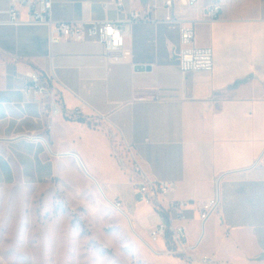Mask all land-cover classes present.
Instances as JSON below:
<instances>
[{
    "label": "crops",
    "instance_id": "crops-1",
    "mask_svg": "<svg viewBox=\"0 0 264 264\" xmlns=\"http://www.w3.org/2000/svg\"><path fill=\"white\" fill-rule=\"evenodd\" d=\"M52 1L56 21L127 20L131 10L154 6L152 18L170 17L165 0H122L123 13L116 0ZM211 4L178 9L187 20L180 25L134 24L119 62L96 42L53 44L47 26L0 24V181L53 174L55 162L78 160L125 204L132 192L127 218L152 229L159 216L138 202L113 158V136L132 146L151 178L174 182L172 200L191 202L186 226L198 254L264 264V0H220L219 19L207 22ZM9 7L0 0V20ZM193 22L198 45L213 50L212 72L179 69L180 29ZM145 66L151 70L137 69ZM30 72L55 78L61 115L25 96ZM217 195L216 212L202 224L198 204ZM156 247L163 252L165 244Z\"/></svg>",
    "mask_w": 264,
    "mask_h": 264
},
{
    "label": "rangeland",
    "instance_id": "rangeland-1",
    "mask_svg": "<svg viewBox=\"0 0 264 264\" xmlns=\"http://www.w3.org/2000/svg\"><path fill=\"white\" fill-rule=\"evenodd\" d=\"M111 140L113 158L124 169L119 160L127 157L124 145L113 136ZM55 164L53 174L46 169L38 177L28 172L18 174L14 183L0 181V264H183L150 244L152 226L114 208L120 201L131 216L132 192L125 204L122 196L110 195L106 186L90 179L80 161Z\"/></svg>",
    "mask_w": 264,
    "mask_h": 264
},
{
    "label": "built area",
    "instance_id": "built-area-1",
    "mask_svg": "<svg viewBox=\"0 0 264 264\" xmlns=\"http://www.w3.org/2000/svg\"><path fill=\"white\" fill-rule=\"evenodd\" d=\"M200 1L165 0L164 7L170 11V17L162 21L151 16L152 10L156 9L155 6L149 7L148 10L143 12L131 10L127 20L56 21L53 18L52 0H10V7L6 12L7 18L6 20H0V24L15 27L21 25L47 26L51 43H58L62 40L79 43L96 42L105 48L107 56L113 61L119 62L125 50L126 37L134 24L167 23L172 26L180 25L187 22V20L184 16L179 15L178 7L192 8ZM115 5L119 13L124 12L122 0H116ZM104 7L107 8L108 4H104ZM221 12V4H211L206 10V21H217ZM2 13L0 10V15ZM180 43L178 62L181 72L186 74L213 71V50L198 45L195 22L181 27ZM24 94L27 98L41 104L51 117H57L63 113L58 100L54 77L45 78L37 72L28 73ZM124 150L127 157L119 160L122 167L132 175L138 202L144 203L159 216V222L150 230V244L155 246L160 242H164L165 249L162 253L181 259L183 264H225L212 254H198L199 244H190L186 223L191 202L170 198L175 189L174 182L154 180L137 160L132 146L124 143ZM219 204V195L198 204L197 211L202 224L214 215ZM113 206L119 212H124L123 204L120 201L113 203Z\"/></svg>",
    "mask_w": 264,
    "mask_h": 264
},
{
    "label": "water",
    "instance_id": "water-1",
    "mask_svg": "<svg viewBox=\"0 0 264 264\" xmlns=\"http://www.w3.org/2000/svg\"><path fill=\"white\" fill-rule=\"evenodd\" d=\"M138 70H151V67L145 66V67H138Z\"/></svg>",
    "mask_w": 264,
    "mask_h": 264
},
{
    "label": "bare ground",
    "instance_id": "bare-ground-1",
    "mask_svg": "<svg viewBox=\"0 0 264 264\" xmlns=\"http://www.w3.org/2000/svg\"><path fill=\"white\" fill-rule=\"evenodd\" d=\"M124 216H127V214H125V213H122Z\"/></svg>",
    "mask_w": 264,
    "mask_h": 264
}]
</instances>
